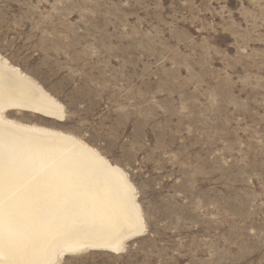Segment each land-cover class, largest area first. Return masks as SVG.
I'll return each mask as SVG.
<instances>
[{
	"label": "rangeland",
	"instance_id": "obj_1",
	"mask_svg": "<svg viewBox=\"0 0 264 264\" xmlns=\"http://www.w3.org/2000/svg\"><path fill=\"white\" fill-rule=\"evenodd\" d=\"M0 55L122 167L147 223L60 264H264V0H0Z\"/></svg>",
	"mask_w": 264,
	"mask_h": 264
},
{
	"label": "bare ground",
	"instance_id": "obj_2",
	"mask_svg": "<svg viewBox=\"0 0 264 264\" xmlns=\"http://www.w3.org/2000/svg\"><path fill=\"white\" fill-rule=\"evenodd\" d=\"M63 122L64 105L0 55V264L122 254L147 229L127 172L83 139L8 118Z\"/></svg>",
	"mask_w": 264,
	"mask_h": 264
}]
</instances>
